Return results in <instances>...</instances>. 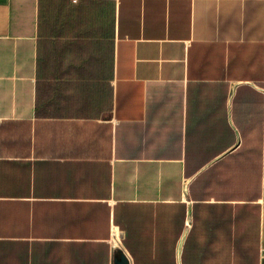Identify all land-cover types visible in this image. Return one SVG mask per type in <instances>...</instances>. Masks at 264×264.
I'll list each match as a JSON object with an SVG mask.
<instances>
[{
	"label": "crops",
	"instance_id": "1",
	"mask_svg": "<svg viewBox=\"0 0 264 264\" xmlns=\"http://www.w3.org/2000/svg\"><path fill=\"white\" fill-rule=\"evenodd\" d=\"M122 254L264 264V0H0V264Z\"/></svg>",
	"mask_w": 264,
	"mask_h": 264
},
{
	"label": "water",
	"instance_id": "2",
	"mask_svg": "<svg viewBox=\"0 0 264 264\" xmlns=\"http://www.w3.org/2000/svg\"><path fill=\"white\" fill-rule=\"evenodd\" d=\"M115 264H130V259L126 254H122L119 258L116 259Z\"/></svg>",
	"mask_w": 264,
	"mask_h": 264
},
{
	"label": "built area",
	"instance_id": "3",
	"mask_svg": "<svg viewBox=\"0 0 264 264\" xmlns=\"http://www.w3.org/2000/svg\"><path fill=\"white\" fill-rule=\"evenodd\" d=\"M114 240H115L116 244H118V245L120 244V236H119V234H114Z\"/></svg>",
	"mask_w": 264,
	"mask_h": 264
}]
</instances>
